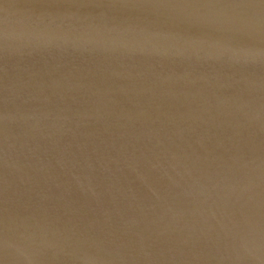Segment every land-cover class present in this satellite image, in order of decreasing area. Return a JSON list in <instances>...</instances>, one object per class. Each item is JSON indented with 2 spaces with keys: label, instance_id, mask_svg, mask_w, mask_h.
I'll return each instance as SVG.
<instances>
[{
  "label": "water",
  "instance_id": "1",
  "mask_svg": "<svg viewBox=\"0 0 264 264\" xmlns=\"http://www.w3.org/2000/svg\"><path fill=\"white\" fill-rule=\"evenodd\" d=\"M0 264H264V0H0Z\"/></svg>",
  "mask_w": 264,
  "mask_h": 264
}]
</instances>
